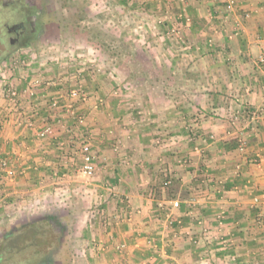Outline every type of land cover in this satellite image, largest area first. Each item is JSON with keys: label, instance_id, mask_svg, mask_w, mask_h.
I'll return each mask as SVG.
<instances>
[{"label": "crops", "instance_id": "crops-1", "mask_svg": "<svg viewBox=\"0 0 264 264\" xmlns=\"http://www.w3.org/2000/svg\"><path fill=\"white\" fill-rule=\"evenodd\" d=\"M163 1L168 18H193L192 51L178 77L164 73L163 98L136 108L146 116L124 115L100 77L84 84L91 97L79 124L68 97L86 75L28 66L3 76L21 96L16 107L0 86V159L16 172L0 177V209L34 215L82 201L91 264L263 263L264 0H236L231 10L228 0ZM86 141L97 165L88 183L75 171Z\"/></svg>", "mask_w": 264, "mask_h": 264}, {"label": "rangeland", "instance_id": "rangeland-1", "mask_svg": "<svg viewBox=\"0 0 264 264\" xmlns=\"http://www.w3.org/2000/svg\"><path fill=\"white\" fill-rule=\"evenodd\" d=\"M6 1L0 0V86L4 92L11 86L3 83V76L12 73V70L23 72L29 66L37 74L51 67L58 73L77 74L78 78L86 75L80 80L77 78L78 81L70 89L82 88L88 96L87 101H74L77 107L87 104L91 97L84 87L85 82L92 79L98 81L101 77L105 78L108 88L117 93H113V97H118V101L129 109L127 113L121 112L124 115L132 113L136 118L140 111L136 108L147 109L145 106L151 94L163 98L162 88L167 82L164 73L171 74L172 70L173 76L178 77L181 70L179 59L182 54L192 51L185 33L193 26V18L186 26L184 17L168 18L163 0L157 4L161 6L159 12L154 6L156 3L151 0H20L42 5L41 21L46 27L39 39L13 47L4 28L5 23H14L9 16L12 9L2 8L1 3ZM2 40H5L4 44ZM173 97L174 101H180V94ZM144 115L145 112L141 114ZM80 175L81 181L91 182V178ZM70 200L72 198L64 201L63 207L56 208L54 213L52 207L46 206L43 208L46 210L34 215L9 213L2 207L0 240L16 226L53 216L64 224L65 230L60 240L56 235L51 238L52 242L56 238L51 264H91L82 237L86 230L84 223L79 221V216L87 208L82 201L75 204ZM94 243L98 247L99 243ZM47 250L31 261L41 262ZM24 258V264H32L29 263V254ZM207 260L206 264H209L211 259ZM258 264H264V261Z\"/></svg>", "mask_w": 264, "mask_h": 264}, {"label": "trees", "instance_id": "trees-1", "mask_svg": "<svg viewBox=\"0 0 264 264\" xmlns=\"http://www.w3.org/2000/svg\"><path fill=\"white\" fill-rule=\"evenodd\" d=\"M172 182L169 177L165 178L163 188L170 190ZM64 230V224L53 216L40 217L12 228L0 240V264H24L26 254L31 257L28 262L34 264L33 257L52 248L56 238L53 242L51 238L56 235L60 240Z\"/></svg>", "mask_w": 264, "mask_h": 264}, {"label": "built area", "instance_id": "built-area-1", "mask_svg": "<svg viewBox=\"0 0 264 264\" xmlns=\"http://www.w3.org/2000/svg\"><path fill=\"white\" fill-rule=\"evenodd\" d=\"M236 4V0H228L226 2V8L228 10L233 9V7ZM180 17H184V21H185V26L187 25V23L191 22V17L186 15L185 12L182 13V15ZM173 32H175V30L173 29ZM258 63L260 65L264 64V53L262 54V56H260ZM6 99L11 102L14 106H19L20 103V96L21 94L19 93V91L17 89H14L13 87L10 88H6L5 92H4ZM69 100H71L70 102V106H69V110L70 113L72 115H74V117L76 118V121L79 124H83L84 123V117L83 114L79 113V109L78 107L74 104V101L77 100H82V101H87L88 96L85 93V91L82 88H78V89H74L71 92H69ZM42 135V136H41ZM41 137H43L45 135V132L41 133ZM79 155L82 159V164L81 166H79V168L75 171L79 172L80 174H82L83 176L87 177V178H93L95 173H96V162H95V156L93 154L92 151V144L90 141H86L83 144H81V146L79 147ZM184 163L186 164L187 161H184ZM0 172H1V180L5 178L8 180H14L16 177V172L13 168L10 167V161L7 159H0ZM65 176V175H64ZM180 203L178 201L173 203V207L175 208H179ZM7 216L9 217V214H7ZM263 216V215H262ZM173 223L171 222L170 225H172ZM206 233V232H204ZM187 236H190V239L193 242H198V238H195L192 236V234H186ZM210 235L211 234H201V236H203L205 239L206 237H208V239H210ZM206 241V240H204ZM221 246L224 247V249H227L228 245L227 242L224 244H221ZM204 264H206V262H208V260H204Z\"/></svg>", "mask_w": 264, "mask_h": 264}, {"label": "flooded vegetation", "instance_id": "flooded-vegetation-1", "mask_svg": "<svg viewBox=\"0 0 264 264\" xmlns=\"http://www.w3.org/2000/svg\"><path fill=\"white\" fill-rule=\"evenodd\" d=\"M2 8H11L9 16L14 19V23L4 24L8 42L11 46H19L39 39L45 32V24L41 21L43 16L42 5L35 2L8 0L1 3ZM5 40H2L4 44ZM29 44V43H28ZM54 247V246H53ZM53 247L45 252L43 260H35L34 264H51ZM45 257V258H44Z\"/></svg>", "mask_w": 264, "mask_h": 264}]
</instances>
